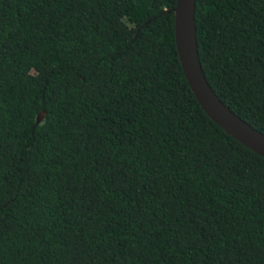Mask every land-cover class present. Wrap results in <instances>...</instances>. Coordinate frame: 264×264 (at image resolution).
I'll return each mask as SVG.
<instances>
[{
    "label": "trees",
    "instance_id": "trees-1",
    "mask_svg": "<svg viewBox=\"0 0 264 264\" xmlns=\"http://www.w3.org/2000/svg\"><path fill=\"white\" fill-rule=\"evenodd\" d=\"M176 3L0 0V264H264V158L194 97ZM194 20L208 83L264 133V0Z\"/></svg>",
    "mask_w": 264,
    "mask_h": 264
},
{
    "label": "water",
    "instance_id": "water-1",
    "mask_svg": "<svg viewBox=\"0 0 264 264\" xmlns=\"http://www.w3.org/2000/svg\"><path fill=\"white\" fill-rule=\"evenodd\" d=\"M196 0H177L174 8V40L182 71L197 102L207 116L225 133L264 158V133L235 114L208 83L198 56L194 20ZM45 121V111L35 116Z\"/></svg>",
    "mask_w": 264,
    "mask_h": 264
}]
</instances>
